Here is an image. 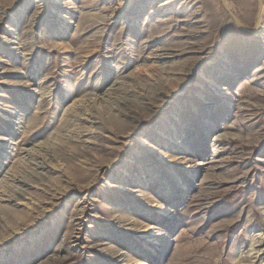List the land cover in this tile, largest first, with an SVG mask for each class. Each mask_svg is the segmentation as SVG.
<instances>
[{
    "label": "rangeland",
    "instance_id": "1",
    "mask_svg": "<svg viewBox=\"0 0 264 264\" xmlns=\"http://www.w3.org/2000/svg\"><path fill=\"white\" fill-rule=\"evenodd\" d=\"M58 1L0 0V264H264V0L258 36L221 0Z\"/></svg>",
    "mask_w": 264,
    "mask_h": 264
},
{
    "label": "bare ground",
    "instance_id": "2",
    "mask_svg": "<svg viewBox=\"0 0 264 264\" xmlns=\"http://www.w3.org/2000/svg\"><path fill=\"white\" fill-rule=\"evenodd\" d=\"M69 2H70V0H64V2L58 1L56 4H57V6H62L63 4L69 3ZM132 119L134 120L135 118L133 117ZM153 134H154V131H151L150 133H148L146 135L147 137L145 139L141 140V146L145 147V151L151 153V156L157 157L156 156L158 153L157 149L153 148L150 140L148 141V139H150V136ZM98 137L99 136H96L97 139H98ZM0 140L2 141V145H5L7 140H8V134L1 135ZM158 156H160V158L159 157L158 158L161 159V155H158ZM145 159H146L145 155L143 157H138L134 153L132 158L128 161L127 169H125V172L128 173L129 177L126 179V183L123 184V186H121V187H124V190L126 192L134 194L135 198L136 197H138V198L144 197L143 196L144 195L143 190L138 187V185L141 184L142 181H141L140 177H138L137 171L139 168H141V166L147 165L148 162H143ZM166 160L169 161V163H170L171 159H170L169 155L167 156ZM140 163L142 165H136V164H140ZM201 164H202V162L197 163L196 168H198ZM48 166H49L48 164H46L45 162H42L40 165H37L36 169L40 170V171L38 170L39 171L38 173L44 174V172L47 171ZM169 178H172L171 184L174 183L176 185L175 188L179 187V180H180L179 174L176 172H173L172 170H167L165 174H162L161 176L158 177L160 184L162 186H165V188H164L166 190L165 192H167L168 191L167 189L169 188L168 180H167ZM123 181H125V180H123ZM179 196L181 199H183L185 197L184 195H179ZM14 200H15V202H12V199H10V197H9V199H7L8 204L12 203L13 206H16L19 204V202H20L19 200H21V198L20 199L15 198ZM170 209H171V207L165 209L166 212L163 214V216H168L169 213L171 212ZM78 214H80V213H78ZM119 224L122 227L119 229L126 230L129 232L132 231L131 229H136V231L142 233V232H146V230L148 229V225L145 226L146 224L144 226L136 227V228H132L133 224H131V223H125L124 222V224L123 223H119ZM95 245L99 247V250H101L105 254H107V256L110 260H112V259L117 260L114 264H116L118 262H122L121 264H147L146 261L126 258L125 257L126 255H124L122 252H119V250H114L111 247H107V246L102 245V244H95ZM153 245L154 246L151 247V252L158 256L157 258L159 259V261L162 260L164 258V251L166 249H164V246L161 244L159 239H157L155 241V243H153ZM74 249H75V245H72V244L70 246L66 247V249H64V242H61V244L58 248L60 255L57 256L56 259L60 260V259L66 258L70 253H72L74 251ZM156 250H157V252H156Z\"/></svg>",
    "mask_w": 264,
    "mask_h": 264
},
{
    "label": "water",
    "instance_id": "3",
    "mask_svg": "<svg viewBox=\"0 0 264 264\" xmlns=\"http://www.w3.org/2000/svg\"><path fill=\"white\" fill-rule=\"evenodd\" d=\"M258 1V8L257 12L255 15V21H254V27L253 29L247 28L241 21L240 19L236 16V14L230 9L228 4L226 3L225 0H221L222 6L230 16L231 20L234 21L240 29L243 31L251 34L252 36H258L259 33V26H260V21H261V15H262V9H263V0H257Z\"/></svg>",
    "mask_w": 264,
    "mask_h": 264
}]
</instances>
